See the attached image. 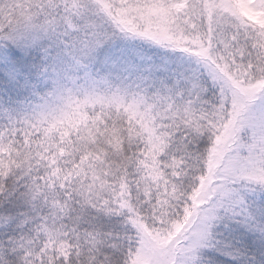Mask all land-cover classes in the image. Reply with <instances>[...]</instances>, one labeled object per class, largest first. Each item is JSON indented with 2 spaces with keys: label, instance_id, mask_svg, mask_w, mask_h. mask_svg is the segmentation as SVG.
I'll return each instance as SVG.
<instances>
[{
  "label": "snow or ice",
  "instance_id": "1",
  "mask_svg": "<svg viewBox=\"0 0 264 264\" xmlns=\"http://www.w3.org/2000/svg\"><path fill=\"white\" fill-rule=\"evenodd\" d=\"M0 264H264V0H0Z\"/></svg>",
  "mask_w": 264,
  "mask_h": 264
}]
</instances>
